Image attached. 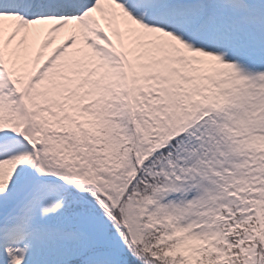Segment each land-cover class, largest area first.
Wrapping results in <instances>:
<instances>
[{
  "label": "snow or ice",
  "instance_id": "snow-or-ice-1",
  "mask_svg": "<svg viewBox=\"0 0 264 264\" xmlns=\"http://www.w3.org/2000/svg\"><path fill=\"white\" fill-rule=\"evenodd\" d=\"M0 264H264V0H0Z\"/></svg>",
  "mask_w": 264,
  "mask_h": 264
}]
</instances>
